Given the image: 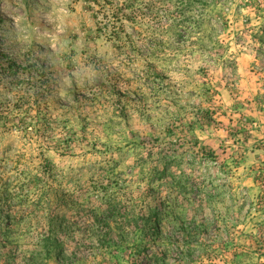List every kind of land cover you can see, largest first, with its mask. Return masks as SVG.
Listing matches in <instances>:
<instances>
[{"label": "rangeland", "instance_id": "374dc122", "mask_svg": "<svg viewBox=\"0 0 264 264\" xmlns=\"http://www.w3.org/2000/svg\"><path fill=\"white\" fill-rule=\"evenodd\" d=\"M0 264H264V0H0Z\"/></svg>", "mask_w": 264, "mask_h": 264}, {"label": "trees", "instance_id": "16d2710c", "mask_svg": "<svg viewBox=\"0 0 264 264\" xmlns=\"http://www.w3.org/2000/svg\"><path fill=\"white\" fill-rule=\"evenodd\" d=\"M126 12H129V9H126L125 10V12L123 13V14H121V13H117V16H116V18L114 19L116 22H119L118 24H119V26H118V28H120L121 26H125V23L127 22V21H129L130 20V17H129V14L128 13H126ZM117 24V23H116ZM116 26V25H115ZM114 28V27H113ZM170 161H163L162 162V164H160L159 166H157L155 169H156V171L157 170H160L161 171V174H166V172H167V169H168V163H169ZM160 168H162V169H160ZM158 176H160V175H155L154 177H158ZM174 180V179H173ZM50 252V251H49Z\"/></svg>", "mask_w": 264, "mask_h": 264}]
</instances>
